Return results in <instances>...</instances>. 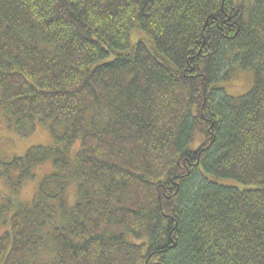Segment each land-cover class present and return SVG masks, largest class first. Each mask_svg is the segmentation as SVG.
<instances>
[{
  "label": "trees",
  "instance_id": "16d2710c",
  "mask_svg": "<svg viewBox=\"0 0 264 264\" xmlns=\"http://www.w3.org/2000/svg\"><path fill=\"white\" fill-rule=\"evenodd\" d=\"M0 114V264H264V0H0Z\"/></svg>",
  "mask_w": 264,
  "mask_h": 264
},
{
  "label": "rangeland",
  "instance_id": "374dc122",
  "mask_svg": "<svg viewBox=\"0 0 264 264\" xmlns=\"http://www.w3.org/2000/svg\"><path fill=\"white\" fill-rule=\"evenodd\" d=\"M131 43L137 39L135 31L131 35ZM253 82V74L249 71H238L230 81L223 84L226 93L231 97H239L245 94L251 87ZM43 145L53 147L55 142L50 135L49 129L43 123L36 122L33 126L28 125L26 131L16 128H10L4 118L0 114V171L5 167V163L12 160L14 157H22L31 146ZM78 146V144H77ZM52 170L50 161L43 163L35 169L33 178H25L20 181L16 190L13 189L6 180L0 177V206L6 205V198H10L12 205L29 204L38 192L39 181ZM221 183L234 184L230 180H220ZM75 195V184L71 183L67 187L65 197L68 202H72ZM13 210V206H11ZM11 209L7 214L0 218L3 221L6 216H9ZM6 229V228H5ZM4 225L0 223V236L3 234ZM51 248L40 250L37 254L39 264L43 260H48L52 256Z\"/></svg>",
  "mask_w": 264,
  "mask_h": 264
}]
</instances>
